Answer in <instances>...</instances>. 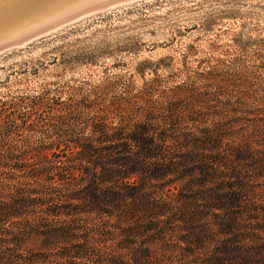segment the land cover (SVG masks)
I'll list each match as a JSON object with an SVG mask.
<instances>
[{
	"label": "rangeland",
	"instance_id": "rangeland-1",
	"mask_svg": "<svg viewBox=\"0 0 264 264\" xmlns=\"http://www.w3.org/2000/svg\"><path fill=\"white\" fill-rule=\"evenodd\" d=\"M146 109L159 129L264 127V0H135L1 51L0 201L16 188L30 196L33 155ZM26 208L16 234L25 249L13 252L58 264L63 244L28 227L62 216ZM8 224L0 222V238Z\"/></svg>",
	"mask_w": 264,
	"mask_h": 264
},
{
	"label": "trees",
	"instance_id": "trees-1",
	"mask_svg": "<svg viewBox=\"0 0 264 264\" xmlns=\"http://www.w3.org/2000/svg\"><path fill=\"white\" fill-rule=\"evenodd\" d=\"M135 117L26 162L41 190L0 201V264L41 263L13 252L25 249L26 206L62 216L28 227L63 244L58 264H264V127L170 130L149 109Z\"/></svg>",
	"mask_w": 264,
	"mask_h": 264
},
{
	"label": "bare ground",
	"instance_id": "bare-ground-1",
	"mask_svg": "<svg viewBox=\"0 0 264 264\" xmlns=\"http://www.w3.org/2000/svg\"><path fill=\"white\" fill-rule=\"evenodd\" d=\"M135 0H2L0 52L28 42L84 16Z\"/></svg>",
	"mask_w": 264,
	"mask_h": 264
},
{
	"label": "snow or ice",
	"instance_id": "snow-or-ice-1",
	"mask_svg": "<svg viewBox=\"0 0 264 264\" xmlns=\"http://www.w3.org/2000/svg\"><path fill=\"white\" fill-rule=\"evenodd\" d=\"M0 2H2V0H0Z\"/></svg>",
	"mask_w": 264,
	"mask_h": 264
}]
</instances>
